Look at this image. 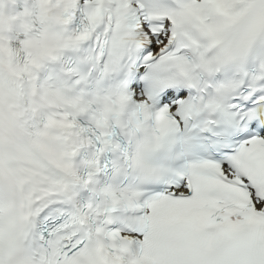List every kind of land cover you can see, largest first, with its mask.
<instances>
[{
  "label": "snow or ice",
  "instance_id": "1",
  "mask_svg": "<svg viewBox=\"0 0 264 264\" xmlns=\"http://www.w3.org/2000/svg\"><path fill=\"white\" fill-rule=\"evenodd\" d=\"M0 264H264V0H0Z\"/></svg>",
  "mask_w": 264,
  "mask_h": 264
}]
</instances>
